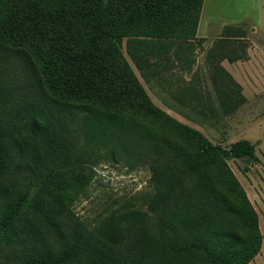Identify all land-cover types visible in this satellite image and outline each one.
<instances>
[{"label": "rangeland", "instance_id": "rangeland-1", "mask_svg": "<svg viewBox=\"0 0 264 264\" xmlns=\"http://www.w3.org/2000/svg\"><path fill=\"white\" fill-rule=\"evenodd\" d=\"M2 1L0 20L6 11H3ZM38 1L42 3L36 0L34 4L38 5ZM108 3L111 4L110 1ZM198 14L195 19L194 9H189L185 25L187 36L180 42L138 35L121 38V67L131 72L147 99L122 108L116 103L114 106L125 115H114L126 119L121 123L130 124L134 118L147 121V112L155 108L200 131L212 144L225 148L237 139H248L254 145L256 160L249 163L244 158H224L237 184H224V178L222 180L214 171L209 173V177L205 176L207 183L203 184V176L195 177L172 162L164 177L150 182L153 168H165L164 154L171 156L182 150L184 155L190 156L194 150L192 144L178 132L156 131L155 142H144L134 138L128 130L124 136L115 127L116 132L122 133L119 140L123 144L116 145L118 137L112 139L114 145L104 146L97 142L100 144L91 154L93 157L84 162V173L89 176L83 186L85 195L71 199V193L67 192L71 190L73 194V149L83 145L80 131L94 114H89L87 107L46 95L24 53L0 42V116L5 130L2 140L6 159L14 165L15 173L14 178L8 176L1 180L0 188L14 194L25 185L26 190L37 192V185L44 178L51 179L45 185L48 193L36 194L37 204L42 206V211L39 209L38 212L45 220L31 210L22 212L23 223L35 229L45 243L53 241L47 235L46 219L51 226L55 225L61 239L71 235L73 222H80L102 245L123 257L127 264H205L190 251L175 255L163 250L157 221L162 219L166 230L183 236L185 231L181 228V221L195 222L202 217L212 218L225 231L236 230L246 234V228L234 217L228 213L220 215L211 206L208 196L207 199L204 197L206 185L229 204H240L243 197L248 200L255 211L262 241L258 251L243 264H264V72L260 73L263 80L258 84L251 74L246 72V78L241 67H234V72L244 79L242 82L248 99L243 95L242 101L240 84L222 65L223 59L235 61L236 56L245 57L239 45L243 47L247 41L264 43V0H202ZM199 18L201 28L208 23L207 37L196 35ZM193 31L195 37L191 38ZM248 78L252 81H247ZM152 125L148 123L149 127ZM15 139L26 145L21 158L15 153ZM115 146L117 151L112 155L117 159L113 161L108 152ZM119 147L125 150L118 151ZM154 149L165 150L166 153H156ZM18 159L20 163H16ZM165 179L175 181V185L171 186ZM157 189L160 194L168 196L164 199L163 208L154 214L145 207L140 196L147 193L152 197L157 194ZM138 209L146 211L149 216L120 218L117 226H120L121 238L115 241L118 243L98 235L104 219L111 213ZM5 252V249H0V254Z\"/></svg>", "mask_w": 264, "mask_h": 264}, {"label": "trees", "instance_id": "trees-1", "mask_svg": "<svg viewBox=\"0 0 264 264\" xmlns=\"http://www.w3.org/2000/svg\"><path fill=\"white\" fill-rule=\"evenodd\" d=\"M41 1L42 3L38 1L39 6L34 4L36 0L2 1L3 11H6L2 15L3 20H0V42L24 53L46 95L55 100L87 107L89 114H94L80 131L83 145L73 149V194L71 190L67 192L71 193V199L85 195L83 186L89 176L84 173V162L93 157L91 154L97 149L96 145L100 144L97 142H102L104 146L114 145L112 139L118 137L119 140V137H122V133L116 132L115 127L122 131L124 136L128 130L130 135L144 142H155L158 134L156 131L178 132L192 144L194 150L190 156L184 155L182 150L167 156L164 154L165 150L154 149L156 153L164 154L162 159L165 168H153L150 182L164 177L172 162L190 171L195 177L203 176V184L207 183L206 177L213 171L221 176L222 180L224 178V184H237L224 158H244L249 160V163L256 160L254 145L248 139H237L224 148L210 143L200 131L155 108L147 112V121H137L134 118L130 124L121 123V120L126 119L114 115H125L114 106L116 103L122 108L135 101L146 102L147 99L131 72L121 67V38L138 35L148 39H172L180 42L187 36L185 25L189 9L193 8L195 19L198 18L202 0ZM190 35L194 38L195 32ZM220 69L223 71V68ZM230 78L235 82L231 76ZM240 95V100L244 101L243 95ZM1 118L2 116L0 181L8 176L14 178L15 174L14 165H10L4 152L2 137L5 130ZM148 123H152V127H149ZM117 144H123L122 140L117 141ZM14 147L17 149V157H23L26 145L15 139ZM115 150L117 151L116 146L107 152L112 155ZM119 150L125 149L119 147ZM112 157L113 161L117 159L116 155ZM16 163H20V159ZM244 169H247V166ZM165 180L171 186L175 185V181ZM50 181L51 179L44 178L37 185V192L48 193L45 185ZM25 188L23 185L22 189L14 191V194L0 188V249L6 250L0 254L1 264H127L123 257L102 245L80 222H73L71 235L61 239L57 228H54L55 225L51 226L46 219L45 224L49 227L46 230L47 235L53 241L45 243L35 229L22 221V212L25 209L45 220L38 212L42 206L37 204L36 190L30 192ZM203 189L206 190L204 197L207 199L208 196L216 212L220 215L228 213L234 217L246 228L247 233L225 231L218 227L212 218L202 217L203 219L195 222L182 220L181 228L185 231L183 236L166 230L164 222L160 219L157 221V228L164 245L163 250L175 255L187 254L190 251L198 255L205 264H243L258 251L262 241L254 209L245 197L240 204H229L212 187L205 185ZM167 196L168 194L164 196L158 191L152 197L143 193L140 198L144 199L145 207L155 214L163 208ZM117 213H111L104 219V226H101L98 234L109 242L121 238L120 226H117L120 218L140 219L149 216L146 211L139 209Z\"/></svg>", "mask_w": 264, "mask_h": 264}, {"label": "crops", "instance_id": "crops-1", "mask_svg": "<svg viewBox=\"0 0 264 264\" xmlns=\"http://www.w3.org/2000/svg\"><path fill=\"white\" fill-rule=\"evenodd\" d=\"M201 17V15H200ZM201 22H200V18H199V22L197 25V29H196V35L198 37H207V27H208V23H205V27L201 28ZM204 26V25H203ZM207 26V27H206ZM239 38V37H237ZM241 38V37H240ZM243 39V38H241ZM235 47H238L237 43H234ZM241 46V45H239ZM243 53L245 54L244 58H240L242 60H240L239 58L235 57V61H228V59H223L222 60V65L227 69L228 71L231 73V75L233 76V78L237 81V83L240 84L241 86V91H242V95H244V97L246 99H248V96L246 95V91L244 89V84L242 82V80H244L243 78L240 79V77H242L240 75H237V72H234V67H241L243 70V72L246 74V78L248 77V73L251 74L253 81L258 82V84H260V81L263 80L262 75L260 73L264 72V43L261 44H256L255 42H246L245 45H243ZM248 72V73H246ZM248 80H251V78H248ZM252 81V80H251ZM256 85V84H255ZM261 86H259L260 90L262 89Z\"/></svg>", "mask_w": 264, "mask_h": 264}]
</instances>
